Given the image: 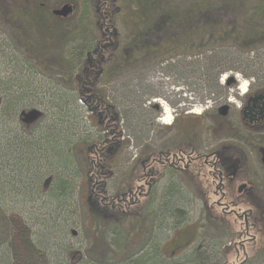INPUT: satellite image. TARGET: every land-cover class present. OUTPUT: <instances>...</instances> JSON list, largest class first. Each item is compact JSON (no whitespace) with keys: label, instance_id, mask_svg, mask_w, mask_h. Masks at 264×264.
<instances>
[{"label":"rangeland","instance_id":"374dc122","mask_svg":"<svg viewBox=\"0 0 264 264\" xmlns=\"http://www.w3.org/2000/svg\"><path fill=\"white\" fill-rule=\"evenodd\" d=\"M8 1L24 3L32 13L38 11L43 22L20 41L0 16V264H33L32 257L37 256L27 253V243L35 244L46 255L43 264H84L89 257L98 262L108 255V262H119L141 251L151 258L150 264H189L194 252L204 254V264H240L244 256L238 242L243 225L233 216L222 214L217 204L221 198L216 190L218 182L212 172L174 177L161 171L148 200L128 207L114 203L117 209L107 211L89 202L94 183L87 176L93 167L87 153L106 135L108 117L110 125L118 124L119 146L112 154L101 156L96 162L100 171L94 172L104 183L103 197L112 200L125 188L138 191L140 159L148 161L170 147L178 150L185 145L180 139L199 138L188 143L204 154L220 151L224 145L219 144L221 136L231 135L232 130L225 123L240 111L243 97L252 89L264 91V46H208L210 34L197 40L179 36L178 30L192 28L189 24L162 25L153 27L150 41L145 42L152 51L144 48L142 54L127 60L124 47L141 32L135 0H109L101 11V17H106L100 26L95 7L85 12L84 0ZM186 1L166 0L177 5ZM66 4L74 7L72 15L66 19L53 15ZM213 13L212 18L202 15L194 23L203 28L215 24L216 19L229 22L223 9ZM97 37L103 38L99 44L103 50L110 39L117 38L119 49L114 55L124 59L109 62L100 79L95 73L100 67L96 57L82 75L85 56L94 47L91 40ZM31 45L36 46V53ZM217 50L233 51L244 62L238 71H228L212 83L214 75L208 64ZM80 56H84L81 63L76 60ZM60 59L67 66H62ZM70 59H74L73 66ZM70 72H74L72 78L81 75L94 83H86V88L93 90L82 91V99L91 95L103 98L108 114L99 115L92 105L79 102L81 85L75 84ZM230 77L236 86L226 89ZM242 84L248 85L244 95ZM17 98L23 99L17 115L3 116L5 110L12 109L9 101ZM167 108L173 116L171 125L163 122ZM22 109L24 114L33 109L39 113L33 130H25L19 123ZM225 109H230L227 119L221 112ZM223 171V192L231 209L238 213L255 209L260 224L253 231L258 239L251 253L257 254L249 264H264V167ZM49 178L52 182L45 189ZM61 182L68 185L69 196L55 195ZM171 183L179 184V197L173 204L179 209L174 211V218L165 219L161 204ZM31 184L43 190L41 196L32 193ZM244 184L247 190L240 195L237 189ZM90 205L118 224L112 220L106 227L99 225ZM179 220H183L181 225ZM110 230L120 236L111 235L110 240L116 244L106 249L101 235ZM124 234L126 241L121 243ZM68 249L74 253L70 261Z\"/></svg>","mask_w":264,"mask_h":264},{"label":"trees","instance_id":"16d2710c","mask_svg":"<svg viewBox=\"0 0 264 264\" xmlns=\"http://www.w3.org/2000/svg\"><path fill=\"white\" fill-rule=\"evenodd\" d=\"M116 1V0H115ZM109 0H84L83 1V6L85 7V12L88 11V9L91 11L94 9L95 15L97 17V26H100L101 24L100 21L106 16L101 17V11L104 10V7H107ZM135 3L137 4V12L136 15H139V27L141 28V32H138L135 34L134 41L130 45H126L124 47V52H125V58L127 60H130V58L134 57L135 55H140L144 51V48H148V51H152L150 47H148L147 43L150 41V37L148 35H153V32L151 31L153 27L160 26H173L175 24L177 25H184V24H189L192 26L191 29L187 30H178L179 36H182V38L189 37V39L192 40H197V38H204L206 35H209L210 41L208 46H215L214 43H220V44H230L232 46H237L238 44L241 45L244 48H256L259 46H264V0H188L186 1V4L179 3L177 5L176 3H170L166 2V0H135ZM106 4V5H105ZM180 7H182V10H180ZM27 5L24 3L21 5L17 3L16 1L13 3H10L8 0H0V16H1V21H3L4 25L9 26L11 31L15 32V35L17 36L16 38L20 39V41H25V36H30V33L34 31V29L37 28L36 25L42 23L43 19H41V15L39 14L38 11H34L33 13L30 12L29 9H27ZM217 9H223L228 18L229 22H224L216 19L215 24L209 23L208 25L206 24L205 27L201 28L196 26L197 24L194 22H198L199 16L201 17L202 15H205V18H212L215 13H213ZM26 12H25V11ZM24 11V12H23ZM84 12V13H85ZM26 13L29 14L28 19H26ZM32 13V16L30 15ZM104 15V13H103ZM114 15V14H113ZM238 15V16H237ZM25 16V18H24ZM113 17L110 16V20L113 22ZM241 17V18H240ZM240 18V19H238ZM212 21V20H209ZM14 26V27H13ZM35 26V27H34ZM8 27V28H9ZM13 27V28H12ZM145 30V31H142ZM188 31V33H187ZM196 33V34H195ZM242 33V36L239 35ZM198 35V36H197ZM178 36V37H179ZM94 39V38H93ZM103 39V38H101ZM100 38H95L94 40H91V42L94 41L92 48L89 49L88 53L85 56H80L76 60H80V63L83 62V59L85 62L83 63V69H82V75L86 73L85 69L86 65L89 64L90 62L93 61L94 57L98 59V63L100 65L99 69L97 72V79H100V76L104 75L105 66L109 64V62H117V61H122L123 58L116 57L114 53H116L119 49V43H117V38L110 39V44L108 47H106L105 50L101 49L100 44ZM28 42V41H27ZM195 42V41H194ZM203 42V41H202ZM198 47V46H197ZM150 48V50H149ZM232 48V47H231ZM31 51L36 53V46L34 47L33 45L30 46ZM109 49V50H108ZM231 50V49H230ZM227 50V52L223 53L222 51H214L215 55L212 57V62L209 63V70L214 77H212V83L213 81L216 83L218 81V78L220 75L227 73L228 71H238L240 66H242L244 60L241 56H237L235 52ZM237 50V49H236ZM109 52V53H108ZM105 53L109 56L110 58L107 61L108 56L105 55ZM124 60V59H123ZM60 64L62 66H67V62L64 60H59ZM72 61L71 66H73L74 59H70ZM76 62V61H75ZM238 64V66H236ZM102 65V66H101ZM74 72H70L69 75L72 78ZM94 73V74H95ZM68 75V76H69ZM96 76V75H95ZM75 80V84L78 82L80 83V91L82 94L79 97V102L81 103H86V105L89 107L92 105V107H97L95 111L97 114L98 113H107L109 112L108 104L105 102V100L102 98L100 99L98 96L92 97L91 102L90 101H85L83 100V92L84 89L86 88V83H90L89 81L85 80V76H75V78H72ZM73 82V81H72ZM73 82V83H74ZM77 83V84H78ZM88 86V85H87ZM236 86L235 85V80L234 78L230 77L229 80L225 83V88L229 89ZM88 88V87H87ZM89 90V88H88ZM22 98H17L15 102L13 100L9 101V106L12 107L11 110L7 111L5 110L3 113V116L6 114L9 115V117L13 115H17V111H20L19 105L22 102ZM83 100V101H82ZM16 108V110H14ZM24 109L21 110V117L19 119V123L25 128V130H31L32 129V123L33 121L39 116V113L35 111L34 109L32 111H29L28 114L23 113ZM92 111V112H93ZM2 116V117H3ZM109 118L106 119V124L110 125L111 123L108 122ZM113 126H109L111 131H114L118 134L119 129H118V124L113 123ZM33 130V129H32ZM36 133V130H35ZM34 133V134H35ZM114 136V134H113ZM119 145H114V146H107L103 151H100L98 148L99 147H93L92 149H89L88 152L91 151L89 154L88 159L91 160L92 163V169L88 173L89 179H92L93 187L95 188L92 194H90V199L89 202L91 201L92 203L98 205L101 209H107L108 210H116L117 206H123V203H118L117 206H115L113 203L108 204L105 202H102L100 199V196H103L102 194H105L104 191V183L98 181L99 177L94 173L95 169H98L100 171V167L97 166L96 162L100 161L102 158L101 156L106 154V150L108 151L107 154H112L114 150L118 147ZM94 155V156H93ZM90 157V158H89ZM98 182V183H97ZM66 182H61L59 185L55 188V195L59 198H62L63 196H69V191L68 185L65 184ZM97 183V184H96ZM179 185L177 183H171L167 187V191L165 193L166 196H164V199L162 200V212L164 213L165 219H171L174 218V211L179 208H177V205L174 204V200L178 199L177 196L179 197V191L176 188V186ZM175 186V191L174 187ZM31 189L32 193H35L39 196L42 195L43 190H39L38 185H32L31 184ZM130 191L128 188L124 189V193H127ZM123 192V191H122ZM121 193V192H120ZM119 194V193H118ZM93 204V205H94ZM91 208H89L91 211L95 212L97 214V219L99 220V225L107 226L108 224L111 223L113 219H110L107 215L105 214H99V210L95 209L90 205ZM112 212V211H111ZM108 214V213H107ZM184 220V219H183ZM183 220H179L178 225H181ZM116 222V221H112ZM117 223V222H116ZM118 224V223H117ZM102 226V227H103ZM106 229V228H104ZM105 231V230H104ZM107 235H104V233L101 235V238H103L105 241V247L108 249V247L114 246L116 242H113L110 240V236H120L118 231L110 230L106 233ZM119 239V237H117ZM120 240V239H119ZM118 242V240L116 239ZM121 243L123 241H126V234H124V237L120 240ZM113 244V245H112ZM124 244V243H123ZM122 246V245H121ZM28 247V248H27ZM27 253H32L35 254L37 257H32L33 264H43L44 259H45V254L37 250V247H35V244H30L27 243V246L25 247ZM68 258L69 261L72 260L74 257V253L68 249ZM31 255V254H30ZM76 255V254H75ZM203 253L201 252H194L191 254L190 258L191 260L189 261V264H201L204 260L203 258ZM106 256V255H105ZM108 257H103L105 259L104 261H94L92 257L88 258V262L84 264H150L151 263V258L147 255L145 251H141L140 254L136 256H127L124 260H120L119 262H108ZM35 260V262H34ZM86 260V259H85ZM111 261V260H110ZM83 263V262H82ZM74 264V263H73ZM204 264V262L202 263Z\"/></svg>","mask_w":264,"mask_h":264},{"label":"flooded vegetation","instance_id":"af4514ba","mask_svg":"<svg viewBox=\"0 0 264 264\" xmlns=\"http://www.w3.org/2000/svg\"><path fill=\"white\" fill-rule=\"evenodd\" d=\"M90 84L93 85L94 83L91 82ZM92 90L91 88L89 90L88 88L84 89L85 92H91ZM260 95H263V97L261 99L257 98ZM92 97L96 98L93 95L87 96L85 101H90ZM92 108V110L97 109V107ZM177 111H173V113H177ZM221 112L226 114L223 118L227 119L230 109L221 110ZM98 114L102 115L101 113ZM231 117L233 120H231ZM231 117L225 123L230 130L232 129L231 135L221 136L219 144L223 143L224 145L221 146L220 151H216L214 154L211 153V155L204 154L198 151V147H193V144L188 143L189 139L196 141L199 138L180 139L186 146L182 145L178 150H173L170 147L166 153L159 151L154 158L148 161L140 159L139 164L141 165L142 173L140 179H138L141 180V183L136 188V190L138 189L137 192L128 191L127 193H120L112 200L100 196V198H103L102 202L110 199L111 202L108 204L123 203L128 207L136 205L141 199L144 201L148 200L154 188V180L158 179L159 172L161 171L174 177L176 174L199 173L203 170L209 173L212 172L218 182L216 190L221 195V198L217 204L222 214L233 216L243 225V230L240 233L238 232L241 235L238 245L244 256L240 264H249L250 260L257 254V252H255L256 254L251 253V248L256 244L258 239V235L256 236L253 231L259 226V219L255 217V209L238 213L236 210L233 211L231 209L229 203H226V194L223 192L225 185L223 170L228 169L233 171L234 169L237 170L243 167H264V91L250 90L241 101L240 111ZM113 125H105L106 135L100 143L94 144L93 147H103L100 150L103 151L107 146L119 145L120 133L117 134L115 132L117 128L114 131H111L109 128V126ZM169 131H174V128ZM168 141L171 142V140ZM188 148L189 150H187ZM105 152L107 153L108 151L106 150ZM226 158L230 161L225 160ZM245 190H247V187ZM244 191L242 194L239 192L238 194L243 195Z\"/></svg>","mask_w":264,"mask_h":264},{"label":"water","instance_id":"95a60500","mask_svg":"<svg viewBox=\"0 0 264 264\" xmlns=\"http://www.w3.org/2000/svg\"><path fill=\"white\" fill-rule=\"evenodd\" d=\"M74 7L66 4V6H63L61 9H56L55 11H53V15L58 17V18H63V19H66L68 16L72 15L74 13ZM263 97V95H260L258 96L257 98H260ZM52 182V179L49 178L46 183L44 184V188L46 189L49 184ZM247 186L244 185V186H241L239 189H238V192L240 194L243 193L244 189L246 188Z\"/></svg>","mask_w":264,"mask_h":264},{"label":"bare ground","instance_id":"6f19581e","mask_svg":"<svg viewBox=\"0 0 264 264\" xmlns=\"http://www.w3.org/2000/svg\"><path fill=\"white\" fill-rule=\"evenodd\" d=\"M243 86H242V93L243 94H246L247 93V89H248V85L247 84H242ZM166 110H168V108L166 109ZM172 114H171V112L168 110L167 111V113H166V116H165V118H164V120H163V122L167 125H171L172 124Z\"/></svg>","mask_w":264,"mask_h":264}]
</instances>
